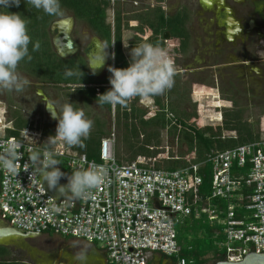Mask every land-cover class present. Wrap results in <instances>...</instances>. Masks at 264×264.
I'll list each match as a JSON object with an SVG mask.
<instances>
[{
	"label": "built area",
	"instance_id": "obj_1",
	"mask_svg": "<svg viewBox=\"0 0 264 264\" xmlns=\"http://www.w3.org/2000/svg\"><path fill=\"white\" fill-rule=\"evenodd\" d=\"M0 108V153L11 144L22 156L18 175L0 166V220L7 224L99 243L110 264H149L154 252L176 258L177 264H193L192 258L182 254L179 240V229L189 219L212 226L215 247L224 259L241 261L251 252L264 253V213L260 210L264 205V137L213 150L204 162L171 170L157 167L155 159L142 155L120 161L115 132L101 140L100 160L62 141L49 146L45 141L50 135L37 124L21 130L18 137L10 136L8 129H14V122L2 99ZM46 150L55 153L53 158L62 161L69 175L92 164L100 166L106 173L104 182L83 198H54L32 166L25 170L32 152ZM207 162L212 178L206 192L202 172Z\"/></svg>",
	"mask_w": 264,
	"mask_h": 264
},
{
	"label": "trees",
	"instance_id": "obj_2",
	"mask_svg": "<svg viewBox=\"0 0 264 264\" xmlns=\"http://www.w3.org/2000/svg\"><path fill=\"white\" fill-rule=\"evenodd\" d=\"M159 1L164 2V0ZM110 5L111 0H60L61 11L62 9H68L76 19L87 23L100 38L111 46L113 28L107 21ZM4 11H7V9L0 7V12ZM8 11L19 13L22 16L26 21L28 34L32 39V43L28 46L32 58L30 61L27 58L22 60L17 71L20 70V72L29 74L38 81L50 86L66 84L64 89L69 90L65 93L66 102L72 103L74 108L80 110L82 106L89 107L93 103H97L98 95L111 88L108 85L111 75L104 79H95L89 71L85 58L80 55L63 58L54 50L50 36V25L60 15L46 14L43 10H37L31 5H27L26 0H20L19 7L12 6L8 8ZM145 18L144 20L148 26L154 29L155 36L153 39L145 41L141 39V44L148 43L167 51V42L162 40L163 37L161 39L164 31L173 29L174 34L184 35V30L176 29L173 20L166 17L163 6H158L157 10L149 12ZM121 29L122 12L118 10L116 15V68L129 66V60H127L121 48ZM36 42H39V50L33 51ZM185 46L186 42L184 43ZM168 52L171 53L170 50ZM66 69H71L77 74L65 76ZM80 71L83 73L82 76ZM72 85L78 86L72 89ZM200 96L201 94H198L197 97ZM139 98L137 96L131 99L128 101L127 106L116 104L117 122L122 124L125 130L121 138V143L124 145V152L122 153L125 155H122L121 148L116 150L120 161H123L122 159L131 161L142 155L155 159V165L159 168L173 170L191 163L204 162L213 150L234 148L261 138L260 131H255L251 123L244 119L245 110L237 108L239 106L237 101H235L236 107L225 110L223 126L208 125L201 127L198 123H194L192 119L197 115L196 110L188 111L185 107L180 109L171 106L168 111L163 110L147 117V111L139 107L137 103ZM158 103L161 102L158 101ZM99 106L109 113L112 112L113 105L103 104ZM178 106L182 105L179 104ZM9 112V117L14 122V129H8V135L18 137L21 130L29 125H34L22 112V108L12 109L10 106ZM219 119V116H213L212 120ZM95 125L96 128L92 127L89 137L83 140V146L77 145L74 148L80 153H85L90 159L100 160V143L104 137L108 136L105 129L106 121L96 119ZM37 127L41 128L40 126ZM163 130L167 131L176 145L181 149L186 147V150L164 157L162 154L165 151L164 148H161L160 138ZM42 131L45 135L50 136L55 135L56 132L48 123L44 125ZM224 131H227L225 133L235 132L236 134L223 137ZM56 160L59 161L60 166L65 168L60 159ZM202 175V188L203 191L207 192L212 178L209 162H207ZM179 231V240L183 245L182 254L189 259L192 258L194 264H204L208 261V255H212L217 260L224 259L223 253L219 254L215 247L213 228L209 223L204 222V220L189 219ZM10 253L8 247L0 244V264H27L18 260L7 259L6 257Z\"/></svg>",
	"mask_w": 264,
	"mask_h": 264
},
{
	"label": "flooded vegetation",
	"instance_id": "obj_3",
	"mask_svg": "<svg viewBox=\"0 0 264 264\" xmlns=\"http://www.w3.org/2000/svg\"><path fill=\"white\" fill-rule=\"evenodd\" d=\"M129 1H131V3L135 2V6H133V8H141L136 11L130 9L122 10L119 7H116L119 0H111V5L109 9L113 8L114 10L113 20L108 21L113 28V40L111 46L107 44L102 38H100V36H98V34H96L85 22L84 23L88 26L89 30H91L93 34L89 35V39L85 43H79L74 38L72 33L75 23L78 19H76L73 14L67 17L56 18L54 21L61 18H69L71 16L74 17V25L71 34L75 42L78 44V48L74 53H70L69 55L64 56L63 58L80 55L87 60L89 68V66L93 65L94 61L95 63H97L105 55L108 54L104 58V64L102 65V67L97 69L98 72H95V74H93L90 68L89 71L95 79H104L111 75V73L108 71L109 66L116 68V15L118 10H121V48L127 60L130 61L129 53L132 47L141 44L142 40L145 41L154 38V29L149 27L144 19H146L145 17L148 15L149 12L157 10L158 6H163V2L159 0H154V3H148L147 0ZM164 10L166 17L168 19L173 20L176 29L184 30V35L182 36L180 34H174L172 32L173 29L164 31L161 36V39L163 37L162 40L166 41L168 46V49L167 51L165 50V53L168 54L169 58H172V61L174 62L175 66H180L182 67V69L176 70V75L174 76V82L176 81V83L174 86L166 90L162 95L148 96L154 100V104L157 107L154 114L163 110L168 111L171 106L178 107L180 109L185 107L188 111H190L191 109L189 106V102H185V105L183 106H178L180 104L179 100L186 99L185 97L188 96V92L185 94L184 87L183 89L182 87H178L184 84L187 80L186 78H182L180 73L189 72V77L192 78V80L200 79V75H202L201 79H203L204 81L205 79L209 81V79L211 80L213 78V82L217 80V76L219 77V80L222 83L223 78H225V75L222 73V68L231 65V63H229V65L226 64L227 59H232V61H236L235 63H233L236 66L229 70V72H235V78L239 77V80H241V82L245 84L243 85V87H246V84H248V82L251 83L253 90L261 85L260 79L264 77V68H261V72H258L256 67H258V63L260 62L264 67V58H262L261 60L257 59L259 51L264 52V0H174V4L170 8V10L166 11V7L164 8ZM136 15H138L139 17L137 18ZM134 21L136 22V24H132V22ZM53 22L50 25V36L53 48L58 54V51L53 44V38L58 33V29L51 28ZM127 30L134 31L133 38L127 45L128 54L125 52L124 44V32ZM166 32L169 33L168 38L165 37ZM84 33L85 35L88 34L86 32ZM193 41H195L197 45H205L206 47L205 50L203 49V53L206 55V60L202 62L204 65L202 69H200L201 71L188 69L193 67L191 66V63L189 61V56L191 55V45ZM185 42L186 46L184 47ZM168 50H170L171 53H169ZM113 53L114 58L112 56ZM233 57L238 60H234ZM198 63L202 64L201 62ZM215 68L220 69L214 70ZM240 70L241 72H246L245 77H242L241 74L237 75ZM231 73H229L230 76L232 75ZM243 78L244 82L242 81ZM33 79L35 80L34 85H36V88L38 90L35 92L38 95H41V97H43L45 101V97H47L51 103V99L53 100V103L60 100L58 92L56 93L57 96H53L50 95L49 91H46L50 85L44 84L35 78ZM228 84L231 88L236 89L235 85L233 84V81H229ZM108 85H110V83H108ZM236 85L239 86L238 83ZM59 86H62L61 89H64V87H66V84H61ZM218 88V90H222L220 85H218ZM245 90L249 92L250 89ZM236 91L239 92L238 89H236ZM12 93H15V91H12ZM256 94L259 96L263 94L261 97L262 102L260 103V105H264V93L260 94L257 92L256 89ZM190 97H192L191 93L189 94V98ZM232 100L233 104L235 105L236 100ZM142 101L143 97H140L137 102L138 105L140 102L142 103ZM158 101H160L161 103H158ZM113 106L115 107L116 104ZM14 107L15 109L17 108V106L15 105ZM42 234L43 233L36 237H39ZM1 244L8 247L10 251H17L21 249L23 250V248L20 249V247H15L8 243ZM31 248L34 249L33 247ZM97 254L99 261L100 259H105L106 253L98 250ZM74 257V254H67L64 253V251H61L56 259L46 260L44 258L42 259L43 261H35L30 254H28L26 259H29L31 262H34V264H79V262H77ZM23 263L32 264L28 261ZM214 264H216V262Z\"/></svg>",
	"mask_w": 264,
	"mask_h": 264
},
{
	"label": "clouds",
	"instance_id": "obj_4",
	"mask_svg": "<svg viewBox=\"0 0 264 264\" xmlns=\"http://www.w3.org/2000/svg\"><path fill=\"white\" fill-rule=\"evenodd\" d=\"M20 0H0V7L7 11L0 12V91L22 92L30 81L17 72L22 60H31L28 46L32 39L28 34L26 21L19 13H12L8 8L19 7ZM37 10H43L49 15H62L60 0H26ZM125 47H127L125 45ZM39 50V42L33 46V51ZM108 55V54H107ZM105 55L99 62L89 66L93 74L103 65ZM129 66L115 68L109 66L111 73L109 83L111 88L97 97V104H120L127 106L128 101L139 96L148 97L162 95L174 84L176 73L174 62L159 46L143 43L134 46L130 50ZM114 58V53L112 54ZM65 76L76 75L73 70L66 69ZM80 75L83 73L80 71ZM51 117L57 120L55 135L49 136L45 141L49 146L57 141H62L68 146H83V140L87 139L93 127V121L87 119L83 110L76 109L72 103H65L59 112L46 105ZM2 110L0 108V115ZM55 153L46 150L43 154L32 152L29 162L25 163L28 170L38 175L41 184L47 183L49 189H57L61 195H70L74 198H83L90 190L98 187L105 179V171L98 165L92 164L87 168L77 169L67 176V183L59 184L65 173L57 167L60 163L54 159ZM22 158L17 152L15 145H8L3 153H0V166L10 173L18 175L17 168ZM31 179V175H30ZM264 213V205H260ZM83 262L87 259L86 253H77L74 257Z\"/></svg>",
	"mask_w": 264,
	"mask_h": 264
},
{
	"label": "rangeland",
	"instance_id": "obj_5",
	"mask_svg": "<svg viewBox=\"0 0 264 264\" xmlns=\"http://www.w3.org/2000/svg\"><path fill=\"white\" fill-rule=\"evenodd\" d=\"M135 1V0H134ZM148 3H154V0H147ZM174 4V0H164L162 5L164 8L166 7V11L170 10L172 5ZM135 6V2L129 1V0H119L116 7H119L120 9L124 10H138V8H133ZM149 6V5H148ZM72 15V13L68 9H62V15L59 17H67ZM114 18V10L113 8H110L108 10V19L107 21H112ZM132 24H136V22H132ZM88 33L85 35V33ZM73 36L79 43H85L89 39V35L93 34L91 30H89L88 26L83 21H76L74 29H73ZM124 44L127 46L128 43L131 41L134 35L133 30H127L124 32ZM202 43V41H201ZM203 49L205 50L206 47L197 45L195 41L192 42L191 45V55L189 56V61L191 63L192 68H188L190 70H199L202 69L204 60H206V55L203 53ZM125 52L128 54V47H125ZM168 56V54H167ZM264 58V52L259 51L258 53V60H261ZM172 60V58L170 57ZM234 60H238L235 57H233ZM198 62H201L202 64H199ZM226 64L230 66L223 67L222 73L225 75L223 78V82L221 83L219 80V77L216 76L215 82L212 81V79L209 81L205 79V81L202 78V75H200V79H193L190 78L189 72L180 73L182 78H186V82L178 87H184L185 94L188 92V96H186V99H181L180 104L183 106L185 105V102H189L190 111H193V109L196 110L197 115L193 117V122L198 123L201 127H206L208 125L212 126H219L224 124L225 116L224 112L226 109H231L236 107V105L233 104V100H236L239 106L237 108H243L245 110L244 119L248 120V122L251 123V125L255 128V131H260L261 137H264V105H260L262 102V95L259 96L256 94V89L258 93H264V77L260 79L261 85L253 90L251 83L248 82L246 84V87H243L245 85L244 83L239 80V77L235 78L234 76L235 72L231 73L229 70H231L236 65L233 64L236 61H232V59H227ZM175 65V64H174ZM261 68L263 69L262 63H258V67L256 69L258 72H261ZM176 70H181L182 67L175 66ZM220 68H215L214 70H219ZM237 70V69H236ZM198 71V72H199ZM21 76L26 77L30 84L26 85L24 90L22 92H7V91H0V99H2L6 106H10L12 109H15L14 105L18 108H22V112L26 115V117L29 118V121L37 124L41 127V129L44 127L46 123L50 124L51 127L56 130L57 120H54L51 118L50 114L46 110V101L41 97V95H38L35 91H38L36 88L35 80L29 76L28 74L24 72H20V70L17 71ZM229 73L232 75L230 76ZM188 76H187V75ZM241 74L242 77L246 76V72L243 71L237 74ZM176 75V74H175ZM253 76V73H252ZM250 78V77H249ZM247 79V78H245ZM239 80V81H238ZM185 81V80H182ZM229 81H233V84L235 85L236 89H238L239 92L236 91V89L231 88L228 84ZM244 82V78L242 79ZM249 81V79H248ZM211 82V83H210ZM32 83V84H31ZM176 81L174 82L173 86L175 85ZM238 83L239 86L236 84ZM218 85H220L221 89L218 90ZM65 86V85H64ZM78 85H72V89L77 87ZM254 86V85H253ZM38 87V86H37ZM62 86H49V88L46 91H49L50 95L57 96V92L59 94L60 100L56 101L52 104L56 108L57 112H59V109L61 106L66 102V91L61 89ZM218 88V89H217ZM245 89H250L249 92ZM191 93L192 97L189 98V94ZM184 94V95H185ZM198 94H201L200 97H197ZM62 97H61V96ZM50 98V97H49ZM52 98V97H51ZM12 100V101H10ZM13 104V105H10ZM187 106V105H186ZM139 107L147 110V117H150L154 114L156 111V106L154 104V100L150 97H143L142 103H139ZM83 112L85 113V116L87 119H90L93 121V127L96 126L95 122L96 119L105 120L106 121V131L109 135L113 132L116 133V150L118 148H121V153L124 152V145L121 143V138L125 130L122 127V124H118L117 122V108L116 106H113L112 112L109 113L103 109L100 108L99 105L96 103H93L89 107L82 106L81 107ZM8 110V108H7ZM10 113V112H9ZM213 116L220 117L219 120H214L213 123H211L210 117L213 119ZM223 119V122L220 121ZM51 121V122H49ZM96 128V127H94ZM227 131H224V133ZM229 133V132H228ZM161 148H164V157H168L170 154H177L181 150H186V147H183L182 149L176 145L175 142L172 141V138L168 135L166 130H163L161 132ZM122 155H125L122 153ZM163 157V156H162ZM122 159V156H121ZM123 161H126L125 159H122ZM2 223H6L2 220H0ZM7 224V223H6ZM5 243L11 244L15 247L23 248V250H17V251H11V253L6 257L9 260H18L21 262H30L34 264V262H31L29 259H26L28 254H30L33 259L43 261L42 259L51 260L56 259L58 257V254L62 251L67 254H74L85 252L87 259L83 262L76 260L79 262V264H98V254L96 250L102 251L103 246L99 243H91L81 238H72V237H65L59 234H55L52 232H44L39 237H30L28 239L24 238H14L9 239ZM33 247L34 249H32ZM28 250V253H27ZM44 256V257H43ZM208 264H214L218 260L216 258H213L209 256Z\"/></svg>",
	"mask_w": 264,
	"mask_h": 264
},
{
	"label": "water",
	"instance_id": "obj_6",
	"mask_svg": "<svg viewBox=\"0 0 264 264\" xmlns=\"http://www.w3.org/2000/svg\"><path fill=\"white\" fill-rule=\"evenodd\" d=\"M73 25H74L73 16L69 18L58 19L54 21L52 24L51 27L52 29H56V28L58 29V33L53 38V44L56 47L58 54L62 57L67 56L70 53H74L78 48V44L75 42L71 34ZM165 37L166 38L169 37L168 32L165 33ZM96 72L98 71L96 70ZM45 99L47 102V106L56 111L54 105L50 102V100L47 97H45ZM59 168L62 172L65 173V176L60 179L59 184L64 185L67 183V176L69 175V173L67 172L66 169L62 167ZM43 185L47 190V192L56 199L63 200L69 197V195L67 194L61 195L57 189H49L46 182H44ZM40 234L41 233L24 231L10 224L0 222V244L5 243L9 239L30 238V237H36ZM216 264H264V253L251 252L248 255H246L244 259H242L241 261H229L228 259H222V260H218Z\"/></svg>",
	"mask_w": 264,
	"mask_h": 264
},
{
	"label": "crops",
	"instance_id": "obj_7",
	"mask_svg": "<svg viewBox=\"0 0 264 264\" xmlns=\"http://www.w3.org/2000/svg\"><path fill=\"white\" fill-rule=\"evenodd\" d=\"M91 243H93V242H91ZM93 244H95V243H93ZM96 251H98V250H96ZM102 252L105 253L104 250H102ZM209 256L212 257V259H213L212 255H208L207 256L208 260H210ZM205 258H206V256H205ZM208 262L209 261L205 262L204 264H208ZM106 263L110 264V263H108L106 256H105V259H100V261L98 260V264H106ZM149 264H177V260H176V258L167 256V255H165L163 253L154 252V253H152V255H151L150 259H149Z\"/></svg>",
	"mask_w": 264,
	"mask_h": 264
}]
</instances>
